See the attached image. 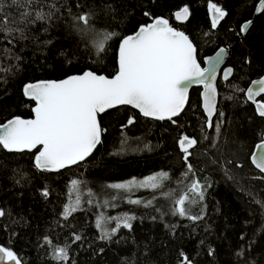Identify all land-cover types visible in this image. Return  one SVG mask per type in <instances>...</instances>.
I'll list each match as a JSON object with an SVG mask.
<instances>
[{
	"label": "trees",
	"instance_id": "obj_1",
	"mask_svg": "<svg viewBox=\"0 0 264 264\" xmlns=\"http://www.w3.org/2000/svg\"><path fill=\"white\" fill-rule=\"evenodd\" d=\"M258 1L40 0L45 12L52 4L58 9L50 20L26 27L27 38L0 33L1 123L32 116L34 102L22 93L27 83L86 70L113 76L121 39L156 16L194 41L200 63L217 48H230L228 64L233 70L229 79L217 81L219 101L209 130L200 88H192L175 123L144 117L128 106L99 115L106 129L100 144L85 161L59 171L37 169V150L9 152L0 147V210L5 212L0 217V246L13 251L20 264H183L185 256L190 264H264V175L251 162L256 144L264 139V116L245 97L250 81L264 72V10L244 35L240 32ZM212 3L226 12L216 28L211 27ZM183 6L189 17L179 23L174 13ZM5 12L13 18L17 14L14 8L6 7ZM86 12L92 13L95 29L115 33L99 54L74 28L72 17ZM259 101L264 103V95ZM129 117L135 122L123 127ZM183 135L197 140L188 158L195 177L189 174L187 179L178 144ZM162 171L170 179L156 191L107 187ZM193 178L205 185L204 199L190 209L191 215L202 217L196 221L173 215L172 201L161 194L179 196ZM73 179L82 182L84 203L65 219L62 212ZM45 189L47 196L42 194ZM89 191L94 194L92 203H87ZM130 199L142 203L132 204ZM105 200L110 202L106 207ZM148 201L152 203L146 207ZM100 214L135 219L131 229L121 226L111 239H101L96 227ZM116 225L113 220L107 227L110 231ZM75 235L81 239L75 240ZM65 245L68 259L58 262L53 249ZM241 250L243 255H238Z\"/></svg>",
	"mask_w": 264,
	"mask_h": 264
},
{
	"label": "snow or ice",
	"instance_id": "obj_2",
	"mask_svg": "<svg viewBox=\"0 0 264 264\" xmlns=\"http://www.w3.org/2000/svg\"><path fill=\"white\" fill-rule=\"evenodd\" d=\"M6 7L17 10L14 18L5 12ZM209 8L213 13L211 27L216 28L226 12L214 3L209 4ZM53 9H56L55 4L45 12L43 6H40V0H0V33L5 36L18 34L21 38H27L24 34L25 28L37 21L50 20L54 14ZM183 11L188 13L187 8ZM72 19L76 31L95 46L97 54L106 51L108 42L115 33L95 29L91 24L90 12L73 16ZM247 27V23L243 25L244 30ZM224 53L225 49H220L215 59H208L209 67H201L194 41L184 32L171 27L167 19L154 18L152 23L141 25L133 35L121 39L118 70L111 78L86 70L60 80H46L26 85L25 95L36 104L33 109L34 118L17 117L0 125V147L9 152L31 151L38 148L34 166L43 171H59L85 160L101 142V134L106 129H102L98 114L120 105H131L144 117L168 119L175 123L173 117L184 110L188 102L189 86L192 84L203 85V107L208 115V127H212L211 117L216 110L218 95L214 81L217 66L221 63ZM232 71L231 68L226 69L223 78L227 80ZM254 83L259 85V88L255 92L251 87L247 89L249 100H252L254 95L264 93V79ZM258 110L259 114L264 116V104L258 105ZM134 122V119L129 117L123 127ZM216 133L218 137V125ZM204 139L208 137L205 136ZM178 144L184 153L183 159L187 167V172L183 174L184 179H187L189 174L195 177L193 165L188 162V158L192 155L189 149L197 144V140L183 135L179 138ZM212 146L215 147V143ZM256 149L257 153L252 155L251 160L255 167L264 173V142L257 144ZM169 179V173L162 171L143 180L133 178L107 187L127 192L139 188L156 191L162 189L165 181ZM81 183L77 179L71 181L69 202L63 207L62 212L65 219L79 210L84 203ZM204 187L199 179L193 178L185 185L186 190L179 196L174 192L161 194L172 201L173 215L186 216L196 221L202 217L191 215L190 209L204 199ZM42 194L47 196L48 190L45 189ZM88 195L87 203H92L94 194L89 191ZM117 198L119 197H113ZM109 203L105 200L103 206L106 207ZM129 203L141 204L142 201L130 199ZM151 203L148 201L145 206H151ZM4 215L5 212L0 210V217ZM134 219L135 217L130 215L106 217L100 214L96 220V227L101 230L100 238L111 239L121 226L131 229V221ZM113 220L117 221V225L109 231L107 225ZM74 238L81 239L79 235H75ZM46 242L51 244L50 240ZM0 253L15 261V264H20L13 251L0 247ZM238 255H243V251L241 250ZM53 258L58 262H66L67 246L54 247ZM2 259L4 257L0 256V260ZM183 264H190L186 256L183 258Z\"/></svg>",
	"mask_w": 264,
	"mask_h": 264
},
{
	"label": "water",
	"instance_id": "obj_3",
	"mask_svg": "<svg viewBox=\"0 0 264 264\" xmlns=\"http://www.w3.org/2000/svg\"><path fill=\"white\" fill-rule=\"evenodd\" d=\"M184 8H187V7H186V6H183L181 9L175 11V13H174V17H175V19H176L179 23H182V22L186 21V20L188 19V17H189V10H188V13L186 14V13H184V11H183ZM187 9H188V8H187ZM263 10H264V6H262V0H259V1L256 3V5H255V9H254V12H253L252 18L249 19V20H247V21H245V22L241 25V27H240V32H241L242 35H244V34L248 31V29L251 27L252 22L254 21L255 17H256L259 13H261ZM177 13H179V16H177ZM210 13H211V18H212L213 13H212L211 10H210ZM155 18H163V19H166V18H164V17H162V16H156ZM153 20H154V18L152 19V21H150V22H148V23H146V24L152 23ZM219 21H220V20H219ZM248 22H250V23H248ZM246 23L248 24V27H247L246 30H244V29H243V25H245ZM146 24H144V25H146ZM169 25H170V24H169ZM170 26H171V25H170ZM139 27H140V26H139ZM139 27H138V28H139ZM171 27H173V26H171ZM138 28H137L136 30H138ZM173 28L176 29L177 31H182V30H180V29H178V28H176V27H173ZM136 30H135V31H136ZM182 32H183V31H182ZM134 33H135V32H133L132 34H129V35H133ZM263 33H264V29H263ZM129 35H127V36H129ZM127 36H125V37H127ZM120 43H121V41L119 42V44H120ZM220 49H225V53H224V56H223V58H222L221 63L217 66V76H216V80L214 81V84H215L216 88H217V81H218L219 78H221L222 80H225V79L223 78V73H224V71H225L226 69H228V68H231V69H232L231 66L226 65L227 62H228V60H229V57H230V55H231L230 48H228V47H219V48H217L213 53H211V54H209V55L203 57L202 63H200V64H201V67H209L208 59H209V58L215 59L216 54L219 52ZM118 58H119V45H118V49H117V65H118ZM197 59H198V57H197ZM198 61H199V60H198ZM199 62H200V61H199ZM80 74H81V73H80ZM97 74H98V73H97ZM73 75H76V74H73ZM101 75H105V74H101ZM114 75H115V74H114ZM114 75H113V76H114ZM231 75H232V72L229 74L228 79L231 77ZM69 76H71V75H69ZM105 76H106V75H105ZM67 77H68V76H67ZM108 77L111 78L112 76H108ZM64 78H66V77H64ZM64 78H62V79H64ZM259 79H264V72H263V74L260 75L259 77L254 78L253 80H251L250 83L247 85V87H246V89H245V97H246V100L249 101V102L254 103V104H255V107H256V109H257L258 112H259V110H258V105L264 104V103H262V102L259 101V98H260L262 95H264V93H261V94L258 95V96L254 95V96H253V99H252V100H249L248 97H247V89L251 87V88H253V91H254V92L257 91L258 88H259V85L255 84L254 82L257 81V80H259ZM46 80H49V79H46ZM46 80H37V81L30 82V83H37V82H40V81H46ZM50 80H54V79H50ZM58 80H60V79H58ZM30 83H27V84H25V85L22 87V93H23V95L25 96V98H27V99H30V98H29L28 96L25 95V93H24V89H25L26 85H28V84H30ZM192 88H200L201 109H202V112H203L204 117H205V125H206V128L209 130L211 127H208V123H207V122H208V115H207V113H206V111L204 110V107H203V91H204V89H203V85H201V84H192V85H190V86H189V92H188V99H189V93H190V91H191ZM217 91H218V89H217ZM31 100H32V99H31ZM32 101H33V100H32ZM218 101H219V98H218V95H217L216 110H215V112L213 113V115H212V117H211V122H212V123H213V119H214V117H215V115H216V113H217ZM33 102H34V105H33V107H32V116H31V117L23 118V117H20V116H14V117L9 118L8 120L4 121L3 123L0 122V125H4V124H6L9 120L15 119V118H17V117L22 118V119H32V118H34V112H33V109L35 108L36 104H35V101H33ZM187 103H188V102H187ZM187 103H186V105H187ZM186 105H185V107H186ZM121 106H128V107L134 109L135 111H137L138 113H140L138 109L132 107L131 105H120V106H117V107H121ZM184 109H185V108H184ZM109 110H110V109H109ZM107 111H108V110H107ZM182 112H183V111H182ZM182 112H181V113H182ZM181 113H180V114H181ZM102 114H103V113H102ZM180 114H179V115H180ZM99 115H101V114H98V116H99ZM141 115H142V114H141ZM179 115H178V116H179ZM142 116H143V115H142ZM176 117H177V116H176ZM176 117H173V118H176ZM148 118H151V117H148ZM153 119H154V118H153ZM98 120H99V119H98ZM165 120H167V119H165ZM101 139H102V134H101ZM261 142H264V139L261 140L260 142H258L257 144H260ZM99 144H100V143H99ZM99 144H97L96 147H97ZM257 144H256V145H257ZM96 147H95V149H96ZM37 149H38V148H37ZM95 149H94V150H95ZM34 150H36V149H33V150L29 151V152H32V151H34ZM38 150H39V149H38ZM94 150H93V151H94ZM25 151H28V150H25ZM37 153H38V151L35 153V155H36ZM92 153H93V152H92ZM92 153H91V154H92ZM254 153H257L256 146H255V148H254V150H253L252 155H253ZM35 155H34V157H35ZM252 155H251V157H252ZM34 157H33V162H34ZM88 157H89V156H88ZM88 157H87V158H88ZM87 158H86V159H87ZM86 159H85V160H86ZM85 160H83V161H85ZM81 162H82V161H81ZM251 162H252V160H251ZM78 163H80V162H78ZM78 163H76V164H78ZM76 164H73V165H70V166H74V165H76ZM252 164H253V163H252ZM70 166H67V167H70ZM253 166L255 167L254 164H253ZM65 168H66V167H65ZM255 168H256V167H255ZM62 169H64V168H62ZM256 169H257V168H256ZM257 171H259V170L257 169ZM259 172H260V171H259ZM260 173H261L262 175H264V173H262V172H260ZM0 247H1V246H0ZM0 256H3V257H4V259L0 260V264H15V261L9 260V259L5 256V254L0 253Z\"/></svg>",
	"mask_w": 264,
	"mask_h": 264
},
{
	"label": "flooded vegetation",
	"instance_id": "obj_4",
	"mask_svg": "<svg viewBox=\"0 0 264 264\" xmlns=\"http://www.w3.org/2000/svg\"><path fill=\"white\" fill-rule=\"evenodd\" d=\"M181 30V29H180ZM226 65H228V66H230L229 64H228V62H227V64ZM189 95H190V93H189ZM37 151H38V149H36Z\"/></svg>",
	"mask_w": 264,
	"mask_h": 264
}]
</instances>
